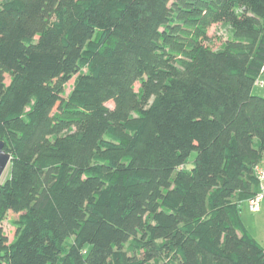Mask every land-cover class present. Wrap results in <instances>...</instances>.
<instances>
[{"label":"trees","instance_id":"16d2710c","mask_svg":"<svg viewBox=\"0 0 264 264\" xmlns=\"http://www.w3.org/2000/svg\"><path fill=\"white\" fill-rule=\"evenodd\" d=\"M263 64L264 0H0V264H264Z\"/></svg>","mask_w":264,"mask_h":264},{"label":"rangeland","instance_id":"374dc122","mask_svg":"<svg viewBox=\"0 0 264 264\" xmlns=\"http://www.w3.org/2000/svg\"><path fill=\"white\" fill-rule=\"evenodd\" d=\"M209 35L211 37L210 44L214 48L220 47V45H222L223 41L226 39L225 31L223 30V28L220 24L212 25L211 28L209 29ZM74 79H75V77L72 78L71 80H69L65 84V86L62 88V90H64L65 95L71 91L73 84H74ZM9 81H10V77H9V75H6V82L9 83ZM139 86H140V83L139 82L136 83V85H135L136 90H138ZM254 92L258 95L264 96V86L255 85ZM107 104L110 107H114L113 101H109ZM196 153H197L196 151H193L189 157V160L187 162V166L189 169H191V167L193 166V164L195 162ZM7 174H8V168L6 169V171L3 175L2 181L5 179ZM15 216H16L15 213L10 212L8 217L3 221L4 230L10 239H13L14 235H16V233H17V229L12 225V223L10 221V219L15 217Z\"/></svg>","mask_w":264,"mask_h":264},{"label":"crops","instance_id":"0c3cea01","mask_svg":"<svg viewBox=\"0 0 264 264\" xmlns=\"http://www.w3.org/2000/svg\"><path fill=\"white\" fill-rule=\"evenodd\" d=\"M242 208L247 228L264 246V199L253 210L247 201L243 203Z\"/></svg>","mask_w":264,"mask_h":264},{"label":"built area","instance_id":"2783aa9c","mask_svg":"<svg viewBox=\"0 0 264 264\" xmlns=\"http://www.w3.org/2000/svg\"><path fill=\"white\" fill-rule=\"evenodd\" d=\"M255 83L258 86H264V64L262 67L261 75L256 79ZM256 171H257L258 177L261 181V189H260V192L258 193V195L255 198L250 200V207L252 209L255 208V206H257L258 203L262 199H264V165L263 166H261V165L257 166Z\"/></svg>","mask_w":264,"mask_h":264},{"label":"water","instance_id":"95a60500","mask_svg":"<svg viewBox=\"0 0 264 264\" xmlns=\"http://www.w3.org/2000/svg\"><path fill=\"white\" fill-rule=\"evenodd\" d=\"M12 159V155L5 149V143L0 139V182L3 178V175L8 168Z\"/></svg>","mask_w":264,"mask_h":264}]
</instances>
